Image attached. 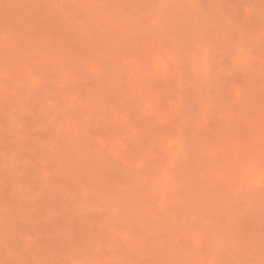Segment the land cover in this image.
Wrapping results in <instances>:
<instances>
[{
	"label": "rangeland",
	"instance_id": "rangeland-1",
	"mask_svg": "<svg viewBox=\"0 0 264 264\" xmlns=\"http://www.w3.org/2000/svg\"><path fill=\"white\" fill-rule=\"evenodd\" d=\"M0 264H264V0H0Z\"/></svg>",
	"mask_w": 264,
	"mask_h": 264
}]
</instances>
